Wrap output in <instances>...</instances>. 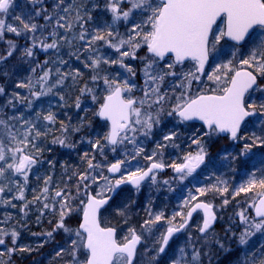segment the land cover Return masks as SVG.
I'll use <instances>...</instances> for the list:
<instances>
[{
	"label": "snow or ice",
	"instance_id": "snow-or-ice-1",
	"mask_svg": "<svg viewBox=\"0 0 264 264\" xmlns=\"http://www.w3.org/2000/svg\"><path fill=\"white\" fill-rule=\"evenodd\" d=\"M30 3L36 6L43 4V0H30ZM13 5L14 0H0V40H4L6 32L17 37L26 35L31 44L20 50V57L25 63L32 60L37 48L46 53L49 50L58 53L66 45L74 49L69 55L81 61L91 73L90 83L86 82L80 88L75 107L81 108L83 96H91L94 103L102 96L94 115L106 122L108 131L100 138L88 141L92 149L104 157L106 147L110 146L115 153L121 145L133 146L131 155L125 151L123 159L108 165L94 162L96 155L84 152L82 159L87 164L86 169L72 174L76 177L75 193L67 184L64 188L57 185L53 190L51 175L43 179V187L38 193L36 189L32 190L33 201L41 205L37 209L40 216L45 214V210L59 214L53 230L44 235L52 238L53 232L62 229L70 237L75 236V239L69 240V247H61L56 255L69 254L71 260L68 264H141L138 246L151 243V247H144L143 252H152L150 260L162 264L161 257L166 254L173 236L188 229L193 214L198 211L202 212L203 219L197 226L199 236L194 238L189 233L188 243L193 249L190 257L181 247L180 258H172V264H203L202 257L210 256V252L196 247L194 241L199 242L202 248L215 245L230 252L231 249L226 247L213 228L218 219L215 206L210 201L199 200L191 192L184 200V205L188 207L186 213L177 211L169 218L163 211L153 213L149 209L148 218L140 225V230L129 226L122 238H118L117 228L111 225L105 214L110 212L109 201L113 200L121 185H131L138 193L146 179L156 184V172L165 167H171L183 182L205 161L207 150L201 143L204 137L211 139L226 134L232 141L247 140V137L239 135L247 118H264V102L257 105L252 100L253 93H264V86L260 83L264 79V0H105L103 9L110 14L111 22L105 21L103 26H95L91 30L85 25L93 19L92 11L100 7L99 3H93L89 9L83 0H54L51 12L47 8H38L27 17L15 16L19 25L6 20ZM34 17H42L44 23L33 22ZM77 26L78 32L75 30ZM49 28L51 30L45 35ZM61 29L63 32L59 31ZM77 41L81 43L77 44ZM6 44L7 48L0 52V64H4L18 50L16 42L7 40ZM101 47L110 49L114 55L102 53ZM223 48L231 50L232 59L216 64L206 75L211 86L204 85L194 91L193 82H202L201 77L205 76V66L210 57ZM133 61L140 66L142 85L135 82L137 64L131 63ZM186 62H192L187 71ZM67 63L62 58L56 61L46 59L43 64L37 62L36 67L30 68L32 75L16 84L17 88L27 89L28 95L13 93L15 101L26 102L27 108L31 109L34 100L53 94V90L63 86L69 77L74 84L82 79L83 73L78 69L62 71L60 65ZM50 64H55V68L48 67ZM37 68L42 69L38 76ZM166 82L169 85L167 88L164 87ZM137 91L141 95H134ZM4 93L5 89L0 87V95ZM60 101L63 102L61 107L66 106L63 95H60ZM8 105L16 106L11 98ZM164 116L176 118L178 124L201 122V127L190 125L194 131L189 134V146L196 145L195 152L186 153L182 163L166 165L162 150L180 148L178 132L170 130L162 135L161 141L156 142L151 155L144 156L150 164L146 168L137 166L131 169L132 161L145 151L139 137L151 139ZM41 121L44 123L41 124ZM56 123L57 116L51 110L47 114L37 111L35 118H26L23 114L0 118V206L16 208L17 204L13 201H21L20 211L27 216L29 204L33 202L25 196L29 174L37 165L44 163L45 148L41 146V140L56 130ZM60 124L61 135L55 136L51 143L66 148L75 147L70 142L69 129L72 132L81 131L85 125L84 118L81 117L75 127L63 121ZM248 124L264 125V119L248 121ZM253 148L264 149V132L257 135L253 131L251 143L243 145L240 156H248ZM48 164L55 167L52 160ZM259 164L260 174L250 171L246 183L234 190L233 199L257 187L264 189V158ZM105 167L108 175L104 174ZM37 179L40 177L37 176ZM163 183L168 184L169 181ZM196 191L200 196L209 191L223 195L229 188L227 182L220 179L208 187H198ZM249 199L248 208L236 213L243 229L238 236L236 232H231L240 248L248 246L258 233L264 236V191L255 193ZM129 203L135 201L130 200ZM129 203L116 207V214L125 217L124 223L128 222L126 208ZM222 203L226 206L230 201L225 198ZM249 208L254 209V216L248 214ZM73 213L81 215L76 229L65 224L66 218ZM177 217L180 219L177 220ZM11 219V215L6 214L0 224L6 225ZM157 225H161L163 230ZM230 231L226 230V234ZM18 237L19 232L14 226L11 230L0 227V246L4 248L0 257L7 254L10 258L17 250ZM18 250L31 251L24 247ZM242 264H264V244L254 251L244 252Z\"/></svg>",
	"mask_w": 264,
	"mask_h": 264
},
{
	"label": "rangeland",
	"instance_id": "rangeland-1",
	"mask_svg": "<svg viewBox=\"0 0 264 264\" xmlns=\"http://www.w3.org/2000/svg\"><path fill=\"white\" fill-rule=\"evenodd\" d=\"M104 5V4H103ZM102 5V10L103 9ZM107 15H110L109 13L105 12ZM92 21V20H91ZM91 21H88V23L85 25L89 30L94 28L95 26H103L102 23H93ZM222 26V25H221ZM121 33L124 32V28L121 26L120 29ZM48 34V33H47ZM46 34V35H47ZM51 40V37H49V42ZM81 42H77L79 44ZM223 44V41L221 42ZM220 46H218L219 48ZM74 49H72L73 51ZM102 50H105V53L114 55L110 49H107L106 47H102ZM230 49L223 48L219 53H213L211 56V62L209 64V68L207 72L205 73V76L201 77V83L197 84L196 82H193V90H198L202 89L204 85H210L211 82L207 81L206 75L210 74L212 70L215 68L216 64L220 63L221 61L227 62L229 59H232L230 55ZM36 56H45L48 54H52L55 56L54 61H56L58 58H62L64 60H67L68 63L64 65H60L62 71H69V70H76L78 66L81 65V61L76 60L74 56L68 55V52H61L60 49L59 52L57 53L54 50H49V52H43L39 48L34 50ZM70 57V58H69ZM82 57V56H81ZM33 60V59H32ZM31 60V61H32ZM134 63L135 62H131ZM43 64V63H42ZM55 65V64H54ZM188 67L185 68V71L188 70L192 66V63L187 64ZM56 66V65H55ZM49 67V66H48ZM84 67V66H83ZM86 69V68H85ZM88 72L89 70L86 69ZM117 69H113L115 71ZM122 71V70H121ZM91 75V73L89 72ZM138 77H136V84L137 85H142L143 80L140 75L139 69L137 71ZM90 78V76H89ZM87 77V82L90 83V79ZM52 80H55V75L52 76ZM260 83L262 86H264V79L260 80ZM74 83L70 80L69 77V82L66 80L64 82L63 86H60L56 89L53 90V94H49L47 96H42L39 100H34L33 101V106L31 109L27 108V104L22 103V108L20 114H23L26 118H35V113L37 111L47 114L49 110H51L55 115L58 113V108H61V102L60 97L57 95V90L58 89H64V86L67 85V89L65 90V94H62L65 97L66 106L63 107V111L65 114L68 115L69 118V113L72 115L71 116V122L75 121V116L77 115L78 112H81L82 115H88L90 112L94 110V107L97 106L96 110L99 107V103L102 102V96L97 100V102H93L91 96H83L81 97V108L77 109L75 107V104H72L71 109L69 110V85H73ZM84 86V85H83ZM82 86V87H83ZM63 87V88H62ZM165 88L169 87L168 83L166 82L164 85ZM171 94V93H170ZM21 95V94H20ZM23 95L27 96L28 91L24 90ZM134 95H141L139 91L135 92ZM31 99V97H29ZM264 93L261 92H255L252 94V100L259 105L261 102H264ZM76 101V100H75ZM57 109V110H56ZM257 111H259V108H257ZM13 114H10L12 116ZM260 117H251L250 121H259ZM9 123L15 124L16 121H9ZM41 124L44 122L41 121ZM65 124H69V119L65 122ZM173 125V127L171 126ZM18 126V125H17ZM246 129L243 132L241 136L247 137L248 139H239L238 141L234 142H223L222 140L218 139L216 137H212L209 139L208 137H205L204 144L206 146V149H209V145H211V150L212 154L210 155V158H208L207 162L204 164V166L201 168L200 172L196 175L193 176H188L183 182L179 180V178L176 176L174 178L170 179H165L163 177H158L156 176L157 183L152 184L151 180H148L139 190L137 191H132L128 189H123L116 200L111 204V209L109 213H106L105 216L110 219L111 225L117 228L118 232V238H122L123 235L127 232V229L129 226L137 228V230H140V225L143 223L145 219L148 218V211L151 210L153 213L163 211L167 217H171L175 212L177 211H182L186 212L187 206L184 205V200L189 198V192H191L192 195H195L198 197L200 200H206L210 201L214 206H215V211L218 216V223L216 225L215 233L216 235L224 240L226 247L230 248V252H226L223 250L218 249L215 245H212L210 248H202L201 244L199 242L194 241L196 244V247L201 248L202 251H206L209 249H213L215 254L218 255V259L214 264H218L220 259H222L223 256L227 255L228 253L235 252V256L237 257L236 259H225V264H242L244 260V256L242 257V254H240V250L243 249L244 251H249L251 250H256L259 248L261 244H264V236L261 234H257L252 239L250 240V243L248 246H245L244 248H240L237 243L235 242V238L231 236V232H236L237 236L239 235L240 231L243 229V225L240 224L239 222V217L236 215V213L242 209L248 208V204L251 202L250 197H254L255 193L264 191V189L260 188H255L252 192L249 193H240L239 196L235 197V199L232 198L234 190L239 187L241 184L246 183L247 178L250 174V171H256V174L259 175L258 169L260 168L259 161L264 158V149L262 148H253L252 152L248 154V156H240V153L243 149V145L247 143H251V136L253 131L257 135L261 134L264 132V125H259V124H254V125H246ZM167 128V131H166ZM185 128V127H184ZM163 130V131H161ZM170 130H175L178 132V134L182 133L183 127L181 124H178L175 118L173 117H168L164 116L162 117L161 124L159 127L155 128L153 131V136L151 139H145L144 137H139L140 141H143V147L145 151L141 153L139 157H137L136 160H133L131 163V169L134 170L135 167H143L150 161L144 159V156L151 155L153 150L155 149L156 142L159 141V139L162 137V135ZM194 131L191 130L190 133ZM73 134L71 129H69V137ZM61 135V133H60ZM103 134L94 132L91 138H84L83 140L81 139L82 137L79 138L78 142L81 144L83 147L89 148L91 144L88 143L89 140H95L97 138H100ZM102 142V141H101ZM103 143V142H102ZM42 144V141H41ZM190 141L186 140L185 137L183 136V141L180 144V148L173 150V148L169 147L166 149H163V159L165 158L166 155L169 156V159L172 161V163H180L183 162V156L189 152V149H191L190 152H195L196 150V145H191L189 146ZM53 146H57L60 151L65 150L69 153L72 148H66V147H61L58 143L53 144ZM192 148H195L193 150ZM133 146L131 144L121 145L120 147L117 148L116 152H112L109 147L105 148V156L102 157L99 155V153L95 152V149H92V153L96 155V160L94 162H99L104 165H108L109 163H114L117 159H123L124 158V152H128L129 155H131ZM227 157V159H225ZM49 160H44V163L41 165H37L32 172L29 174V182H28V189L29 193L33 194V189H40L43 187V185L40 184V179H41V173L40 170H45L49 172V175L54 174V168L49 167L48 164ZM172 163H169L172 164ZM123 167V166H122ZM104 174L108 175L106 171V167L104 169ZM37 176L40 177V179H37ZM224 180L228 184L229 191L227 193H224L223 195L215 192V191H209L205 196H200V194L196 191L198 187H208L214 183H217L218 180ZM168 180V184H164L163 181ZM101 183H103L101 181ZM31 184V185H30ZM155 187H159L160 189H155ZM51 188L53 190H56V186L53 182H51ZM93 188H96V185H93ZM179 190V191H177ZM165 192V196L164 193ZM177 193V194H176ZM170 197H176L174 203H169L167 200ZM227 198L229 199L230 203L226 206L223 205V200ZM130 200H134L135 203H129ZM170 204V205H167ZM23 202H21L20 207ZM126 203H129V206L126 208V215L128 217V222L124 223L125 217L118 216L116 214V207L119 206H124ZM57 208L59 205L56 206ZM253 209H248V214L250 216H253L252 213ZM57 215L59 216L58 212H56ZM53 212L45 210V214L43 216H40V212L37 210V215L35 217L36 222L38 221L37 217L41 218H46V219H52L53 218ZM73 213L71 216L67 217L68 220L74 217ZM15 218H19L20 222H23L24 219L27 220L26 216L20 211V208L18 211L14 213ZM180 217H177V220H179ZM163 224V222H162ZM201 224V219L196 218L191 226L184 232L183 236L177 240L174 241L173 243L169 244V248L166 250V254H164L161 257L162 264H172V258L179 259L180 258V253L179 249L181 247H184L186 249V254L190 257V254L192 252V246L188 243V238H189V233L195 238L199 236V233L197 232V226ZM69 228L76 229V227L70 225H67ZM166 226V225H165ZM19 229H27V226L25 225H20L18 224L16 226ZM157 228H160V230H163V227L161 225H157ZM45 229V228H43ZM230 229L231 231L226 234V230ZM60 230V229H59ZM58 230V231H59ZM29 231L28 237L31 239V241L27 243H22L18 245V247H35V253L36 252H41L40 256L39 255H34L32 261L40 262V261H48L52 256H54L57 251L63 247V248H68L69 247V240L70 239H75V236H69L66 234L62 229L61 231L64 232V238L61 242H58L55 244L53 242V236L52 238H48L44 233H39L35 232L32 230H25ZM57 231V230H56ZM55 231V232H56ZM49 232V231H47ZM53 232V235L54 233ZM33 233H36V235H33ZM46 233V232H45ZM43 244L46 247L45 252L43 247L40 245ZM151 247V243H148L147 245H141L140 246V252L138 254V259L141 260V264H155V262H152L150 260L152 256V252H143L144 247ZM41 247V248H40ZM4 250V248H3ZM13 255V253L11 254ZM63 255V254H62ZM69 257V261L71 260V256L67 254ZM220 257V258H219ZM6 259L7 261L9 260V255L6 254ZM231 260V261H230ZM230 261V262H229Z\"/></svg>",
	"mask_w": 264,
	"mask_h": 264
},
{
	"label": "trees",
	"instance_id": "trees-1",
	"mask_svg": "<svg viewBox=\"0 0 264 264\" xmlns=\"http://www.w3.org/2000/svg\"><path fill=\"white\" fill-rule=\"evenodd\" d=\"M66 2H69V0H66ZM104 2L105 0H83V4L86 5L89 9H91V5L93 3H99L100 5L99 8L92 11L93 19L91 22L95 24L102 23L103 25L105 21H108L109 23L111 22L110 15L104 13V11L101 8ZM53 4H54V0H43V4L36 6H33V4L30 3V0H14L13 8L10 9V14L6 17V20L8 23L19 25V21L15 20V16L27 17L29 13H34L35 10L38 8H47L49 12H51ZM33 22L37 24L44 23L42 17H34ZM50 30H51L50 28L47 29L45 31V35ZM75 30L78 32L79 27L77 26ZM59 31L63 32L62 29ZM68 35L70 36L71 34ZM7 40H12L16 42L18 46V50L4 64H0V87H3L5 89V93L3 95H0V118H4V119H7L10 114L19 115V113L21 112L22 103L15 101V97L13 96V93H19L21 94V96H24L23 91L27 89L17 88L16 84L24 80L25 78L29 77L30 75H32L30 72V68L36 67L37 62L42 64L46 59H50L52 61H54L55 59V56H53L52 54H48L45 55L44 57L43 56L33 57L32 61L25 63L24 60H22L20 57V50H22L26 46H29L31 44V41L27 38L26 35L17 37L12 33L6 32L4 40H0V52H3L7 48V44H6ZM71 51L72 49H70L66 45L60 48V53L61 52L70 53ZM101 52L105 53V50H102V47H101ZM81 60H83V56L81 57ZM135 64H137V71H138L140 66L137 62H135ZM48 66L53 67V69L55 68L54 64H50ZM83 66H84L83 63H81V65L78 66L77 68L83 73V78L79 79L75 84L69 85V91H68L69 107L70 106L72 107V104H75L76 97L80 95V88L87 82V77L89 78L90 76L89 72ZM41 71L42 69L37 68L36 75L38 76L41 73ZM136 77H138V75ZM33 79H35V77H33ZM67 80L69 82V78ZM70 80L72 81L71 77ZM67 88H68L67 85H65L64 89L61 88L58 89L57 95L60 97V95L65 94V90ZM10 98L13 99L14 103L16 104L15 108L8 105V100ZM71 107L69 108V110L71 109ZM96 108L97 106L94 107V110L92 112H90L88 115L85 116L82 115L81 112H78L77 115L75 116V121L74 122L69 121V123L73 127H75L79 125L81 117H83L85 120V125L81 129V131L73 132V134L70 136V142L74 144L75 147H71L72 149L71 151H69V153L65 150L60 151V149L57 146L54 147L53 143H51V140L55 136H60V131H59L61 127L60 121H63L65 123L69 119L68 115L65 114V112L63 111V107L58 108V110L56 109L58 111L56 115L57 123L54 126L56 130L53 133H51L47 138H42L41 140L42 141L41 146L45 148V152L43 153V160H52L55 162V167L53 171L54 174L52 175V182L55 184L56 187L58 185L60 188H64L65 184H67L71 189V191L75 193L76 177L73 176L72 174L74 171L78 170L83 172L86 169L87 164L82 159L84 152L87 151L89 152L90 155L93 154L91 150L92 148L91 146L89 148H86L83 147L81 144H79L78 142L79 138L80 137L91 138V136L95 131L102 134L106 133V129H107L106 125L94 115ZM71 116L72 115L69 113V117ZM47 165L49 166V164ZM40 173H41V179L39 182L41 185H43V179L49 175V172L45 170H40ZM70 176L72 177L71 180L68 179V177ZM38 191L39 189H37V193ZM33 195L34 193L30 194L29 189L27 187V190L25 192V196L27 200L33 201ZM13 203L17 204L16 208L0 206V221L4 220L6 214H10L12 217V219L9 220V222L6 225L0 224V227H7L9 230H11V228L14 226L16 230L19 232V237L17 241V250L13 252V255L10 256L8 261L6 259V255L0 257V262H2V264H68L69 257L67 253H64L61 256H57L55 254L48 261H40L38 263L32 260L34 255L40 256L42 251L35 253V247H29V246L26 248L31 249V251L21 252L18 250L19 249L18 245L31 241V239H29V237L27 236L29 231H25V230H32L39 233H45L47 231L50 232L55 227L59 219V216L57 215V213H54L52 219H46L40 217V219L36 222L35 217L38 216L37 209L41 207V205L38 202L33 201L32 203L29 204V207L27 209V213H28L26 216L27 220L24 219L23 222H20L19 218H15L14 213L19 210L21 201H13ZM79 217L80 214L75 213L74 217L71 218L70 220L66 218L65 224L69 225L70 223V225L76 227L79 222ZM49 221H51V223ZM18 224L27 226V229L23 230L17 228L16 226ZM63 238H64V232L61 231V229L59 231L57 230L53 235V242L57 244L58 242H61ZM42 247L45 248L43 252L47 251L45 245H43ZM2 250H3V246H0V251ZM235 257L236 256L233 255L231 258H235Z\"/></svg>",
	"mask_w": 264,
	"mask_h": 264
},
{
	"label": "flooded vegetation",
	"instance_id": "flooded-vegetation-1",
	"mask_svg": "<svg viewBox=\"0 0 264 264\" xmlns=\"http://www.w3.org/2000/svg\"><path fill=\"white\" fill-rule=\"evenodd\" d=\"M163 162L166 164V165H169V163H172V161L169 159V156L168 155H166L165 156V158L163 159ZM180 163H182V162H180ZM166 168V171H165V173L164 174H162V177L163 178H165V179H172V178H174V177H176L177 175L173 172V170H172V168L171 167H165ZM200 168H201V166L199 167V170L197 171V172H195V173H193L191 176H193V175H196V174H198L199 172H200ZM158 174H156V176H157ZM158 177H160L159 175H158ZM190 177V176H189ZM177 191H179V190H177ZM119 194V193H118ZM164 194V196H165V192L163 193ZM177 194V193H176ZM115 198H118V195L117 196H115ZM175 199H176V197H170V198H168L167 200L169 201V203H174V201H175ZM200 200V199H199ZM165 203V202H164ZM165 204H167V203H165ZM167 205H170V204H167ZM187 210H188V207L186 208ZM187 210H186V212H187ZM186 212H184V213H186ZM198 218V217H197ZM196 219V218H195ZM191 226V225H190ZM189 226V227H190ZM187 230V229H186ZM185 230V231H186ZM184 231V232H185ZM184 232L181 234V235H178V236H174L173 238H172V240L169 242V244L170 243H173L174 241H177V240H179L182 236H183V234H184Z\"/></svg>",
	"mask_w": 264,
	"mask_h": 264
},
{
	"label": "bare ground",
	"instance_id": "bare-ground-1",
	"mask_svg": "<svg viewBox=\"0 0 264 264\" xmlns=\"http://www.w3.org/2000/svg\"><path fill=\"white\" fill-rule=\"evenodd\" d=\"M209 148H211V145H209ZM195 150V149H194ZM190 152V151H189ZM156 174H158V172H156ZM196 217L200 218L201 220L203 219V216L201 214V212H197V214L195 215ZM192 224V223H191ZM190 224V225H191ZM206 251H209L210 252V256H204L202 257V260H203V264H214L216 262V260L218 259V255L215 254L214 250L213 249H209V250H206ZM220 258V257H219ZM230 257L229 256H226L224 257L218 264H225L224 263V260L225 259H229ZM219 260V259H218ZM231 261V260H230ZM229 261V262H230Z\"/></svg>",
	"mask_w": 264,
	"mask_h": 264
},
{
	"label": "water",
	"instance_id": "water-1",
	"mask_svg": "<svg viewBox=\"0 0 264 264\" xmlns=\"http://www.w3.org/2000/svg\"><path fill=\"white\" fill-rule=\"evenodd\" d=\"M218 22H219V21H218ZM207 65H208V64H207ZM207 65L205 66V69H206ZM247 119H248V118H247ZM187 123H199V124H201V122H199V121H191V122H187ZM220 136H227V135H226V134H221ZM164 171H165V169L162 170V171H157V172H158V173H163ZM115 175L117 176L118 174H115ZM146 180H147V179H146ZM146 180H145V181H146ZM145 181H143L142 184H143ZM125 185H127V186L131 187L133 190H135L131 185H128V184H125ZM122 186H124V185H121L120 188H121ZM120 188H119V189H120ZM119 189H117V191H118ZM109 203H110V201H109ZM198 212H201V211H198ZM253 213H254V215H255V212H253ZM196 214H197V212L193 214V217H194ZM201 214H202V212H201ZM202 216H203V214H202ZM193 217H192V219H193ZM192 219H191V220H192ZM80 222H81V220H80ZM190 222H191V221H190ZM190 222H189V223H190ZM215 224H216V222L214 223L213 227L215 226ZM78 227H79V225H78ZM180 233H181V232H180ZM176 234H179V233H176ZM176 234H175V235H176Z\"/></svg>",
	"mask_w": 264,
	"mask_h": 264
}]
</instances>
